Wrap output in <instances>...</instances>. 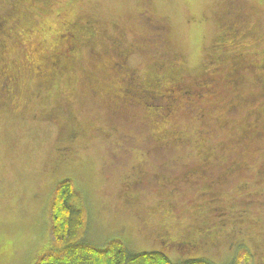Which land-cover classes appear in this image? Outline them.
<instances>
[{"label":"rangeland","instance_id":"rangeland-1","mask_svg":"<svg viewBox=\"0 0 264 264\" xmlns=\"http://www.w3.org/2000/svg\"><path fill=\"white\" fill-rule=\"evenodd\" d=\"M240 1L238 37L235 0L0 1L27 18L15 23L1 51L2 62L21 73L0 97V264H29L47 248L49 204L64 179L85 197L84 239L97 247L122 239L131 251H162L175 264L188 258L232 264L246 248L250 264H264V138L256 150L238 144L250 109L264 100V78L242 79L233 89L223 81L225 64L211 59L222 51L217 44L235 38L221 47L240 43L254 59L264 57V0ZM75 19L90 28L75 31L69 49L57 34L65 36ZM123 33L127 50L136 49L124 58L110 51ZM58 54L63 72L39 87L29 60L50 69ZM213 70L220 74L217 100L197 91ZM135 77L141 90L179 84L181 106L166 115L163 96L114 101ZM243 91L256 92L257 104L225 113ZM210 154L213 168H199ZM234 167L228 181L218 179ZM161 172L166 179L156 176ZM157 233L196 238L201 246L163 248Z\"/></svg>","mask_w":264,"mask_h":264},{"label":"trees","instance_id":"trees-1","mask_svg":"<svg viewBox=\"0 0 264 264\" xmlns=\"http://www.w3.org/2000/svg\"><path fill=\"white\" fill-rule=\"evenodd\" d=\"M1 1V0H0ZM4 2V1H3ZM2 2V3H3ZM5 6V7H4ZM3 7H9V5H4ZM0 10H4L0 8ZM66 28V27H65ZM48 29V28H47ZM64 29V28H63ZM47 31V30H45ZM64 31V30H63ZM65 32V31H64ZM60 34V32H59ZM64 34L60 35V39H66ZM43 45V43H40ZM143 49V48H141ZM135 50V48H134ZM0 54L1 47H0ZM60 54H58L59 56ZM39 58V56L37 57ZM3 60V57L1 58ZM29 60V64L31 65L33 71L36 72V75L39 77H50L55 71L61 70L59 69V61L55 59V62L52 60V67L48 69L47 63L44 61L43 64L45 66H41L37 64V59ZM32 62V63H31ZM56 62L58 63L56 65ZM13 68H17L12 66ZM44 67V68H42ZM216 74V70L211 72L212 74ZM136 74V73H131ZM218 74V73H217ZM220 75V74H218ZM131 84H128L124 89V92H121L123 99L121 101H125L126 98H135L143 95H155L152 97L156 98H164V105L160 106L163 108L166 115H170L171 112H175L180 105V91L181 86L179 84H175L169 89H165L164 91H159V89L147 88L141 90L140 85L138 84V79L132 78ZM137 80V82H136ZM204 81V82H203ZM202 83L197 85V91L199 92H208L211 98L216 99L218 96L219 85L217 84L215 76H210L205 78ZM225 81V84L228 83H236L235 81ZM7 84V83H6ZM40 84V79H39ZM233 89L240 88L238 85L237 87L231 85ZM183 93V92H182ZM240 93V92H238ZM142 96V97H143ZM163 96V97H162ZM198 98V97H197ZM143 99V98H142ZM157 100V99H156ZM158 101V100H157ZM127 102H129L127 100ZM233 104L226 109L225 113L234 112L229 111V108L241 105L237 100L232 101ZM139 101L132 102V106H137ZM189 104V103H188ZM190 105V104H189ZM152 107H159L157 105H151ZM181 106V105H180ZM227 116V115H225ZM238 140V144L243 145V147L249 146L252 143L246 144L245 141ZM242 142H241V141ZM181 141V140H180ZM179 143V140H176ZM182 142V141H181ZM180 142V143H181ZM237 144V146H238ZM240 146V147H241ZM245 149V148H244ZM246 150V149H245ZM216 154L206 155L207 165L204 166V170H208L213 168L212 164L209 165L210 162H213V165L216 164L215 161ZM209 165V166H208ZM216 167V166H215ZM202 168V164L200 167ZM227 173V174H226ZM192 173L191 175H193ZM165 172H161L157 174V177H163L166 179ZM189 175L190 177H193ZM230 172L228 171H221L218 179L221 182L228 181L226 178H229ZM162 178V179H163ZM167 181V180H165ZM48 218H49V236H48V243L47 248L40 251L29 264H175L166 253H162V251L154 250V251H143L137 252L134 250H130L128 245L122 239H112L109 244L105 248L97 247L94 243L90 241H86L84 238L87 234V229L89 226V219H88V210L85 207V197L78 188L75 186V183L72 179H64L60 181L53 192L49 210H48ZM253 253L248 249L244 248L240 251L237 255V258L232 262V264H250L253 262ZM181 264H216L211 260H207L204 258H188Z\"/></svg>","mask_w":264,"mask_h":264},{"label":"flooded vegetation","instance_id":"flooded-vegetation-1","mask_svg":"<svg viewBox=\"0 0 264 264\" xmlns=\"http://www.w3.org/2000/svg\"><path fill=\"white\" fill-rule=\"evenodd\" d=\"M237 3V2H235ZM241 7L237 8L238 11H234L232 16V20L233 21V27L237 28L232 35L238 37V34H240L241 30L244 25L240 26V23L243 21L245 14L242 13L240 9ZM9 10H0V47H1V51L6 49L7 47V41L9 40V36H11V33H13V31L15 30V23L16 22H21V24H23L27 18H25L24 14L19 15L18 13H21L20 11L16 10V9H10ZM153 18V17H152ZM151 18V20H152ZM77 20H73L71 23H69L67 25L66 28H64V31L66 32V39H60V41L62 42H69V49H74L75 48V40L76 39V32H78V30H86L88 31L90 27L88 26H82L79 22H76ZM153 21V20H152ZM149 24V21H147ZM159 24V23H158ZM156 27V26H155ZM157 27L159 28V25H157ZM35 32H39L36 27L34 28ZM162 29V28H161ZM45 31V29H44ZM76 31V32H75ZM89 32V31H88ZM91 35V34H90ZM125 33H123L122 35H118L112 38V43L110 44V51H115L117 50V52H119L121 57H127L128 55H130L131 53L134 54L136 52V49L134 50V48L132 47L131 50H127L126 45L124 44L123 41V37H124ZM58 38H60V34H57ZM227 36H223L221 38V40ZM237 38H235L234 40H228V41H223L222 43L217 44L218 46H220V48H222V51H220V53L218 54H214L211 59H212V63L216 62L220 63L221 65H224V78L223 81L226 80L228 81H235L236 83H239L242 81V79L247 80V79H251V78H255L258 79L259 78H264V76H261L262 74H264V57L261 58H257L254 59L253 57L250 56V54H248L247 52H244L241 47H239L240 43L233 47V48H224L221 47L223 46V44L227 43H234V41H236ZM243 39V38H242ZM244 41V39L242 40ZM241 41V42H242ZM133 46V45H132ZM131 47V46H130ZM2 53V52H1ZM99 55V53H97ZM264 55V53H263ZM59 57L60 55H55L54 62L55 59H58L59 61ZM2 55L0 54V97L2 96V99L5 98L6 95H8L11 92V88L9 87V81H17L20 77V73L21 70L19 68H13L12 66H9L7 63L2 62L1 60ZM70 61H72L74 58L70 57ZM57 63V62H56ZM58 64V63H57ZM118 64V65H124V60L121 62H117L115 61L113 65ZM113 65H111V68L113 67ZM59 69L60 72H63L62 70V66L59 64ZM227 69V70H226ZM216 77V81H218V85L220 84L219 78L217 77L218 74L213 75ZM40 84L39 87H41L42 85H44V83L47 82V79H44V77H40ZM230 81V82H231ZM44 82V83H43ZM7 83V84H6ZM43 83V84H42ZM225 83V81H224ZM48 85V84H47ZM233 85V83H232ZM144 90V89H143ZM121 92H124V89H121ZM113 100L117 101V102H124L121 101L123 99V96L121 95V93L119 92H115L113 94ZM262 96V94L260 95ZM264 98V97H263ZM241 105H237L234 107L229 108V111L231 112H236L237 109L242 108L244 110H248V107L253 105V104H257V100H258V96L256 95V92H240L237 93V97L235 100L238 101ZM260 99V98H259ZM1 101V98H0ZM259 102H261L259 108H251L249 113H250V117H252L251 120L247 121V125L244 128V136L242 137V141L244 140H248L246 142V144L248 143H252L251 145L249 144V146H241L242 148H245L246 151H250V150H256L259 149L260 146L258 145V143L260 142L261 139L264 138V100H259ZM259 104V103H258ZM1 108V105H0ZM240 140V141H241ZM241 141V142H242ZM172 146V145H170ZM203 163L204 166L206 167L207 165V161H209L206 158H203ZM203 163H202V168L203 167ZM213 166V162H210V166ZM208 165V166H209ZM264 165V163L262 164V166ZM205 169V168H204ZM237 169V168H236ZM235 167L230 169V175L229 178L231 177L233 172H236ZM264 170V166L263 169ZM227 174V173H226ZM157 176V175H156ZM229 178H226L227 180H229ZM140 183V182H139ZM264 190L262 189V191L260 190L259 193H262ZM264 195V194H263ZM210 234V232H209ZM160 238V241L162 242L161 245H163V248H167L170 250L176 249V248H194V249H198L201 243V240L196 239V238H185V239H174L171 238L169 236L168 233H157L156 235V240H158ZM205 243H208V241H205Z\"/></svg>","mask_w":264,"mask_h":264},{"label":"crops","instance_id":"crops-1","mask_svg":"<svg viewBox=\"0 0 264 264\" xmlns=\"http://www.w3.org/2000/svg\"><path fill=\"white\" fill-rule=\"evenodd\" d=\"M235 2H237V8H239L240 6H243L242 5V2L240 0H235ZM242 8V7H241Z\"/></svg>","mask_w":264,"mask_h":264}]
</instances>
